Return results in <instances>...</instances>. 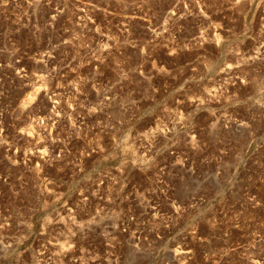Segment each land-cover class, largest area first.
Returning <instances> with one entry per match:
<instances>
[{"label": "rangeland", "instance_id": "374dc122", "mask_svg": "<svg viewBox=\"0 0 264 264\" xmlns=\"http://www.w3.org/2000/svg\"><path fill=\"white\" fill-rule=\"evenodd\" d=\"M0 264H264V0H0Z\"/></svg>", "mask_w": 264, "mask_h": 264}, {"label": "bare ground", "instance_id": "6f19581e", "mask_svg": "<svg viewBox=\"0 0 264 264\" xmlns=\"http://www.w3.org/2000/svg\"><path fill=\"white\" fill-rule=\"evenodd\" d=\"M27 101H25V104H27L30 100H31V98L30 99H26Z\"/></svg>", "mask_w": 264, "mask_h": 264}]
</instances>
